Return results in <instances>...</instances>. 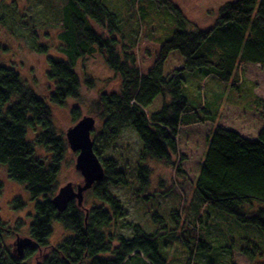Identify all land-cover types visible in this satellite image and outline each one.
I'll list each match as a JSON object with an SVG mask.
<instances>
[{"label": "trees", "instance_id": "trees-1", "mask_svg": "<svg viewBox=\"0 0 264 264\" xmlns=\"http://www.w3.org/2000/svg\"><path fill=\"white\" fill-rule=\"evenodd\" d=\"M68 1L62 10L65 31L62 38L72 44V51H68L69 46L64 50L68 61L48 59L46 78L54 85L50 104L16 70L0 63V165L8 169L11 180L24 184L37 202L29 234L35 246L28 248L22 258L7 245L12 230L0 218V264H31L43 248L51 249V253L37 264H128L136 260L141 264H167L160 238L146 233L141 226H132L130 239L106 231L123 213L122 203L110 188L128 186L129 180L119 162L105 158L104 154L115 146L127 127L135 131L142 143L138 161L140 187L135 195L145 199L146 204L157 200L148 193L152 171L147 162L160 160L182 174L187 156L179 149L181 130L207 122L214 124L207 137L190 208L195 215L208 207L222 219L254 227L260 233L246 227L252 236L239 235L236 242H255L252 237L264 242V100H257L262 124L257 135L251 137L215 125L220 105L197 100V95L188 94L185 88L186 74L198 72L202 80L213 74L228 81L238 65H264V0L227 3L221 8L214 28L208 31L185 29L188 22L172 0H134L133 8L139 17L134 37L124 33L120 18L106 5V0ZM155 5L167 8L179 28L175 30V26L167 40L152 39L144 30L149 27L147 22L150 25L151 18L154 19L150 12L155 11ZM91 21L106 29L109 36L99 33ZM116 34L120 39L114 37ZM94 46L121 79L119 91L104 93L96 105L90 106L91 115L102 125L92 136L105 178L88 191L98 203L84 208L72 201L60 213L52 200L59 189V173L69 146L56 128L51 105L64 108L69 99L81 98L82 78L76 63L79 58L95 53ZM4 49L0 42V52ZM36 50L48 52V47ZM86 83L92 85L91 80ZM72 116L74 122L80 120L79 107L73 108ZM30 131L34 134H29ZM37 147L45 149L47 156H37ZM14 203L16 209L25 207L21 198ZM209 215L207 212L188 218L191 232L198 234L193 242H208L203 233L210 230ZM53 221L72 233L56 245L50 243ZM184 241L188 242L186 238ZM248 246L251 247L242 249L244 256L251 261L256 255L262 256L256 244ZM192 249L187 264L196 259L197 253ZM109 254L110 258L103 257Z\"/></svg>", "mask_w": 264, "mask_h": 264}, {"label": "rangeland", "instance_id": "rangeland-1", "mask_svg": "<svg viewBox=\"0 0 264 264\" xmlns=\"http://www.w3.org/2000/svg\"><path fill=\"white\" fill-rule=\"evenodd\" d=\"M172 1L182 10L188 22L185 29L208 31L216 25L221 8L237 0ZM68 2V0H0V42L5 48L0 52V63L16 70L28 86L47 102L54 90V85L46 78L49 69L48 59L68 61V54L64 50L69 46L68 51H72V44L68 45L62 38L65 35L61 21L64 15L62 10ZM105 3L120 18L124 33L127 32L134 37L138 29L135 24L139 19L137 10L133 8L134 0H106ZM141 6L142 4L139 5L140 8ZM154 8L155 11L150 12L154 19L149 17L151 26L147 22L149 27L144 30L152 39L167 40L175 30H179L175 18L165 7L155 5ZM91 23L99 33H103L105 37L109 36L106 29L94 21ZM114 37L120 39L118 34ZM41 46L48 47V52L36 50V47ZM94 50L95 53L79 58L76 63L82 78L81 98L69 99L64 108L51 105L56 128L65 139L67 131L77 124L73 121V108H80L81 118L92 116L90 106L96 105L104 93L119 91L121 87L119 76L107 65L96 46ZM238 66L228 81L218 79L213 74L203 80L198 77V72L190 73L189 76L186 74L185 88L188 94L195 93L194 95L199 98L197 100L201 98L220 105L218 113L213 110V113H217L215 125L235 129L245 136L254 137L262 124L256 104L258 98L264 100V65L246 63ZM86 80H91L92 85L89 86ZM185 95L188 97L187 94ZM96 120L95 131H100L101 122L97 118ZM213 125L207 122L181 130L179 149L187 156L182 166L184 171L182 174L160 160L150 159L147 162L146 166L152 171L148 193L155 195L157 200L156 203L151 201L146 204L145 199L135 195L140 187L138 161L142 143L135 131L127 127L115 146L104 154L105 158L119 162L122 172L127 174L129 180L128 186L116 185L110 188L122 203L123 213L121 218L106 231L109 230L118 238L130 239L133 237L132 226H141L146 233L155 234L160 238L167 264H187L191 257V248L193 253H197L193 264H264V242H257L256 237H252L255 242L235 241L239 235L251 237L246 229L250 226L238 223L236 225L235 222L224 220L219 216L220 214L213 213L208 207L204 212L195 213V215L207 212L210 214L208 217L211 222L210 230L208 233H203L208 236V242H193L194 239L197 240L198 234L195 235L189 228L188 218L195 217L189 201L195 196L194 183L207 149V137L212 133ZM29 134L34 133L30 131ZM31 136L29 135V138ZM36 155L46 157L47 153L42 147H37ZM77 156L78 154L69 148L59 173L58 191L68 183H73L75 187L84 184V178L76 170ZM0 184V218L12 230V235L7 237L6 242L16 255L17 239L31 238L30 228L37 202L32 199L24 184L9 178L8 169L2 165H0ZM17 198L22 199L24 208L16 209L14 202ZM96 203L98 202L94 197L86 192L83 205L80 207L85 208L86 205V208H90ZM183 205L184 211H182ZM250 228L260 234L256 228ZM71 235L72 233L62 224L53 221V234L50 238L52 245L60 243ZM185 238L188 242L184 241ZM200 243H203L202 248L199 247ZM250 243L256 244L262 252V256L256 255L254 261L242 254L243 248L251 247L248 246ZM114 245L117 246L118 241L114 242ZM50 253L51 249H41L31 264L41 263ZM103 257L110 258V254ZM128 264H141V262L136 260Z\"/></svg>", "mask_w": 264, "mask_h": 264}, {"label": "water", "instance_id": "water-1", "mask_svg": "<svg viewBox=\"0 0 264 264\" xmlns=\"http://www.w3.org/2000/svg\"><path fill=\"white\" fill-rule=\"evenodd\" d=\"M96 125L97 120L94 117L84 116L66 133V141L70 150L78 154L76 170L84 178V184L75 187L73 183H68L60 188L52 200L60 213L65 212L72 201H77L78 205L82 206L84 194L105 178V169L95 153L92 139ZM34 246L32 238L17 239L16 256L18 258L24 257L25 251Z\"/></svg>", "mask_w": 264, "mask_h": 264}, {"label": "bare ground", "instance_id": "bare-ground-1", "mask_svg": "<svg viewBox=\"0 0 264 264\" xmlns=\"http://www.w3.org/2000/svg\"><path fill=\"white\" fill-rule=\"evenodd\" d=\"M92 139H93V136H92ZM77 202V201H76ZM78 203V202H77Z\"/></svg>", "mask_w": 264, "mask_h": 264}, {"label": "crops", "instance_id": "crops-1", "mask_svg": "<svg viewBox=\"0 0 264 264\" xmlns=\"http://www.w3.org/2000/svg\"><path fill=\"white\" fill-rule=\"evenodd\" d=\"M204 158V157H203Z\"/></svg>", "mask_w": 264, "mask_h": 264}]
</instances>
